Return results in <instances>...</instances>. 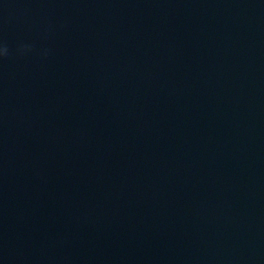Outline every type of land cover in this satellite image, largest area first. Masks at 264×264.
<instances>
[{"label": "water", "instance_id": "water-1", "mask_svg": "<svg viewBox=\"0 0 264 264\" xmlns=\"http://www.w3.org/2000/svg\"><path fill=\"white\" fill-rule=\"evenodd\" d=\"M0 264H264V0H0Z\"/></svg>", "mask_w": 264, "mask_h": 264}]
</instances>
